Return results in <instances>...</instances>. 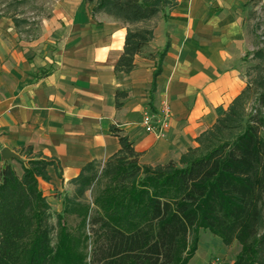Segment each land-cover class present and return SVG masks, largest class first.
Instances as JSON below:
<instances>
[{"label": "crops", "instance_id": "1", "mask_svg": "<svg viewBox=\"0 0 264 264\" xmlns=\"http://www.w3.org/2000/svg\"><path fill=\"white\" fill-rule=\"evenodd\" d=\"M47 1L36 22L15 14L16 24L0 10V170L10 162L20 172L28 156L55 160L58 168L48 166L39 186L56 211L58 194L86 163L120 149L112 126L141 164L177 161L249 83L256 40L248 9L257 0H176L165 15L131 25L150 27L153 36L128 72L115 64L130 25L88 0ZM165 46L154 79L155 53ZM164 103L171 114L159 136L142 116Z\"/></svg>", "mask_w": 264, "mask_h": 264}, {"label": "trees", "instance_id": "2", "mask_svg": "<svg viewBox=\"0 0 264 264\" xmlns=\"http://www.w3.org/2000/svg\"><path fill=\"white\" fill-rule=\"evenodd\" d=\"M88 1L130 25L115 64L123 72L134 67L135 55L153 36L152 28L131 25L165 15L176 4ZM165 52L166 46L155 53L154 79ZM254 57L263 60L259 71L196 147L177 161L141 164L132 142L112 126L120 149L82 167L70 181L72 192L62 195L60 211L52 212L39 186V179H49L48 166L58 168L55 160L28 156L19 160L20 172L6 162L0 170V264H187L196 250L188 242L195 227L224 245L236 241L240 251L232 264H264V49ZM251 82L256 106L243 120L239 110Z\"/></svg>", "mask_w": 264, "mask_h": 264}, {"label": "rangeland", "instance_id": "3", "mask_svg": "<svg viewBox=\"0 0 264 264\" xmlns=\"http://www.w3.org/2000/svg\"><path fill=\"white\" fill-rule=\"evenodd\" d=\"M47 2V0H0V10H2L3 13L19 14L21 15V17H34L33 22H36V20H38V17L47 13ZM248 19L249 25L256 40V45L252 50L253 55L250 59V81L257 74L260 66L263 63L262 59L254 56L257 51H261L264 49V1L257 0L250 3L248 9ZM256 92V86L253 82H251L248 94H246V96L244 97L242 108L239 110V115L243 117V120H245L247 116L255 110ZM261 135L264 138V129L261 130ZM27 159L28 158H25L23 160L26 161ZM72 190L73 185L70 189L65 190L64 192H72ZM64 192L59 193L58 198H62ZM86 195L88 201L91 202L92 196L90 190L86 192ZM52 202L55 201L52 200ZM50 205L52 212H55L56 207L51 203ZM263 227L264 211L259 229L261 230ZM188 242L189 247L194 244L196 250L194 254L189 258L187 264H232L236 255L240 251V245L236 241H234L230 245H224L219 236L202 227H195L191 229L188 236Z\"/></svg>", "mask_w": 264, "mask_h": 264}, {"label": "built area", "instance_id": "4", "mask_svg": "<svg viewBox=\"0 0 264 264\" xmlns=\"http://www.w3.org/2000/svg\"><path fill=\"white\" fill-rule=\"evenodd\" d=\"M170 114L169 105L164 103L159 112L145 110L142 116V124L147 131L163 136L166 128L169 126Z\"/></svg>", "mask_w": 264, "mask_h": 264}, {"label": "water", "instance_id": "5", "mask_svg": "<svg viewBox=\"0 0 264 264\" xmlns=\"http://www.w3.org/2000/svg\"><path fill=\"white\" fill-rule=\"evenodd\" d=\"M2 154H3V156H4L5 158H8L9 155H10L7 149H3V150H2Z\"/></svg>", "mask_w": 264, "mask_h": 264}]
</instances>
